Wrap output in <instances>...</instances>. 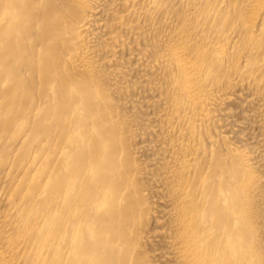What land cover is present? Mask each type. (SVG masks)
Wrapping results in <instances>:
<instances>
[{
	"label": "bare ground",
	"instance_id": "6f19581e",
	"mask_svg": "<svg viewBox=\"0 0 264 264\" xmlns=\"http://www.w3.org/2000/svg\"><path fill=\"white\" fill-rule=\"evenodd\" d=\"M0 264H264V0H0Z\"/></svg>",
	"mask_w": 264,
	"mask_h": 264
}]
</instances>
